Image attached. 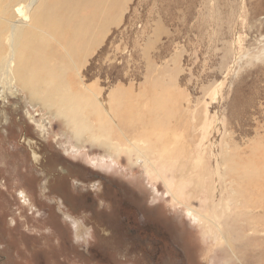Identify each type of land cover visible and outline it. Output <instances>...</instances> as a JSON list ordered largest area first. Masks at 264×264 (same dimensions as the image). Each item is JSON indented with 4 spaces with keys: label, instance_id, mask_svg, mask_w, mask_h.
Returning a JSON list of instances; mask_svg holds the SVG:
<instances>
[{
    "label": "rangeland",
    "instance_id": "rangeland-1",
    "mask_svg": "<svg viewBox=\"0 0 264 264\" xmlns=\"http://www.w3.org/2000/svg\"><path fill=\"white\" fill-rule=\"evenodd\" d=\"M31 1L0 0V264H229L215 207L226 195L221 154L228 141L252 152L251 160L264 158V0H128L108 27L115 8L99 22L92 17L98 8L81 10L78 19L90 17L93 31L84 44L97 39L83 60L84 83L96 90H86L88 98L128 89L130 105L141 98L130 108L131 120L140 118L146 98L154 99L160 114L173 110L183 120L175 134L187 146L195 143L184 161L149 172L139 164L152 165V158L130 164L125 152L114 165L91 162L86 154L101 155L91 144L87 153L66 154L57 117L41 122L46 108L33 105L17 84L22 100L6 91L2 61L11 25ZM45 34L46 46L66 48ZM34 49L22 68L65 61ZM175 118L166 120L163 132ZM26 130L42 143L50 175L37 166L40 151L32 159L22 141ZM21 188L30 197L27 205ZM68 214L82 218L78 238Z\"/></svg>",
    "mask_w": 264,
    "mask_h": 264
},
{
    "label": "bare ground",
    "instance_id": "bare-ground-1",
    "mask_svg": "<svg viewBox=\"0 0 264 264\" xmlns=\"http://www.w3.org/2000/svg\"><path fill=\"white\" fill-rule=\"evenodd\" d=\"M26 1L28 0H24ZM127 1L109 0L107 3V0H32L29 2L25 6L22 17L16 18L11 25L10 50L2 61L6 91L22 100L14 89V84H17L27 92L33 105L46 108V115L41 116V122L46 117L51 124L53 119L48 118L49 114L57 117L55 120L63 127V133L57 135L66 137V141L61 142V145L66 148V154L77 157V154L86 152L87 144H91V148L98 149L102 155L95 158L93 155L86 154L85 156L91 162L98 161L102 164L108 160L111 161V165H114L113 161L121 160L120 154L125 152L126 156L130 157V159L126 158L130 164L135 158L138 162L142 161L140 157L152 158L153 160L147 159L153 163L152 165L140 163L139 166L145 167L146 172L159 171V166L166 167L171 161L178 164L181 158L184 161L187 155L195 152L194 142L189 141L187 146L180 135L174 132L183 121L176 120L178 117L175 118L174 114L177 112L166 110L160 114L161 107L153 97L152 104H150L151 98H146L144 109H136L140 118L131 120L130 108L140 106L141 98H136L137 100L130 105L128 89L122 88L120 96L116 90L104 99L99 93L91 100L85 92L89 89L90 93H96L94 87L84 83L82 69L85 66L84 57L91 54L97 39L88 46L84 44L93 31L87 24L90 17L78 19L82 14L81 10L88 12L98 8L92 17L97 18L99 22L115 8L112 16L105 21L108 27L118 20ZM46 32L52 35L54 46L64 43L66 48L58 52L52 45L46 46L48 41ZM81 47L84 51L81 55L82 60L78 54ZM34 48L50 55L53 53L54 56L65 61L60 62L56 68L47 65H42L35 70L22 68V64L36 53ZM24 49H27V56L22 52ZM15 61L13 66L12 62ZM62 84L66 85L65 88ZM36 112L38 111L34 113ZM5 118L6 114L3 113L2 119ZM170 118H175L176 122L172 127L170 124L169 133L166 130L163 132L164 125L166 127V124H169L165 122ZM137 125L145 126L146 129L136 127ZM26 131L22 141L26 142L24 144L33 150L36 157L37 151L42 153V143L31 138ZM193 138H197V135L193 134ZM186 139H188L187 136ZM250 157L252 159V152L248 154L245 150L244 153L243 150H239L237 144L232 146L228 141L221 154V165L226 177L224 187L226 195L225 200L221 199L223 203L218 202L215 207L217 216L222 221L221 226L225 227L227 233L225 241L229 250H226V259L229 264H264V158L257 161L251 160ZM41 168L45 172L50 170L44 163L41 164ZM82 182L79 181V184ZM96 183L97 181L92 186L95 187ZM21 189L20 197L26 201L24 205H27L30 197L25 189ZM60 204H63V200ZM26 208L29 207L26 206ZM33 209L38 212L35 207H32ZM68 218L71 223L73 222L77 232L76 238H78V227L81 226L79 220L82 218L73 214H68Z\"/></svg>",
    "mask_w": 264,
    "mask_h": 264
},
{
    "label": "flooded vegetation",
    "instance_id": "flooded-vegetation-1",
    "mask_svg": "<svg viewBox=\"0 0 264 264\" xmlns=\"http://www.w3.org/2000/svg\"><path fill=\"white\" fill-rule=\"evenodd\" d=\"M27 148H28V151L31 153V155H32V159H35V157H34V152H33V150H31L27 145H25ZM39 158H38V167H40V169L41 170H43L42 168H41V165H40V162H41V164H43L44 162V164L47 166V167H49V168H53L52 166H50L49 165V163H48V161L46 160V159H44V161H43V156H42V153L41 152H39V156H38ZM36 166V165H35ZM44 171V170H43ZM79 171H80V169H79ZM45 172V171H44ZM48 175H50V170H49V172H46ZM62 189H64L63 187H59V190L60 191H62ZM65 190V189H64ZM63 192V191H62ZM65 192V191H64ZM100 192V191H99ZM101 193V192H100ZM59 195V194H58ZM61 196V195H60ZM62 197V196H61ZM63 198V197H62ZM158 215V214H157ZM121 219V220H120ZM119 220H120V223L121 224H123V220H122V216H121V214L119 215V217H118V222H119ZM120 223H119V225H120ZM123 226H124V224H123ZM125 227V226H124ZM103 239H105V238H103ZM133 239H137L136 237H134Z\"/></svg>",
    "mask_w": 264,
    "mask_h": 264
}]
</instances>
